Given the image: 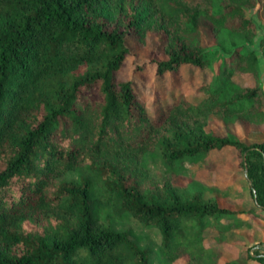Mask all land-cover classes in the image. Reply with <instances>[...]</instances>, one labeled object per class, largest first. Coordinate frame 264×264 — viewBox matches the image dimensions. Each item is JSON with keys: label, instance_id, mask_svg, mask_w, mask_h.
Returning <instances> with one entry per match:
<instances>
[{"label": "trees", "instance_id": "16d2710c", "mask_svg": "<svg viewBox=\"0 0 264 264\" xmlns=\"http://www.w3.org/2000/svg\"><path fill=\"white\" fill-rule=\"evenodd\" d=\"M254 7L264 0H0V264H150L151 249L118 226L129 217L159 228L168 263L188 254L181 264H264L259 242L221 261L224 226L201 244L212 218L232 228L264 219V139L207 129L214 114L224 126L264 125V89L236 76L257 74ZM149 31L162 35L163 56L134 73L159 78L158 111L136 78L118 77L128 38L143 44ZM219 56L220 82L166 88L167 75ZM225 147L243 172L246 159L245 209L221 205L196 180L173 181L185 161ZM149 155L170 174L154 176Z\"/></svg>", "mask_w": 264, "mask_h": 264}, {"label": "rangeland", "instance_id": "374dc122", "mask_svg": "<svg viewBox=\"0 0 264 264\" xmlns=\"http://www.w3.org/2000/svg\"><path fill=\"white\" fill-rule=\"evenodd\" d=\"M253 20L256 25V34L254 41L248 44L250 49H255L257 52V74L253 75L252 72H236V76L249 83H259L264 89V55L260 49V40L264 36V10L257 11L254 7L250 10ZM202 36L204 44L210 46L212 43V34L208 28L202 27ZM127 44L130 49V53L126 56L125 61L118 73L119 79H127L129 77L136 78V89L140 94H144L148 101V105L153 111H158L161 102H164L165 98L154 93L152 86L157 88L160 93L161 89L158 86L159 78L154 75L153 70L143 72H135L137 64L143 62H149L150 56H163V44L164 39L162 35L157 34L154 31L147 33L145 42L139 43L135 38L129 37ZM222 59L219 56L215 59L211 67L204 70L192 69L186 65L180 68L179 73H172L167 75L168 90L175 87V91L186 89L196 90V87L202 81H213L214 83L220 82ZM164 95V93H161ZM172 93H166V96H170ZM143 95V96H144ZM190 97H194L195 93L189 94ZM201 96V95H199ZM248 127H247V126ZM252 126V127H251ZM249 125L242 119H237L230 122L227 126H224L221 118L217 115H211L207 124V129L219 134L229 132L233 137L249 139L248 135H253V132H257L259 126ZM251 127V128H250ZM260 128V127H259ZM262 131V130H261ZM264 132V130H263ZM250 137V136H249ZM147 162L151 173L154 176H167L170 172L162 164L159 157L155 155H149ZM173 181L176 184L183 185L192 180H196V187L205 189L206 196H216L219 203L224 206L241 208L242 204L233 203L231 194H248V187L244 178V172L238 162L237 152L232 147H225L221 149H211L203 152L194 159L185 161L179 170L173 175ZM231 196V197H230ZM232 198V199H231ZM250 206V204H248ZM244 207V206H243ZM264 214V211L262 212ZM242 216H244L242 214ZM229 217H224L221 221L212 218L203 230L204 238L201 239V244L210 245V243L217 242L215 231L217 227L221 228L222 234L225 239L222 245L223 251L220 256L221 261L235 258L245 249L247 245H254L251 252L254 253L258 246L264 248V219L253 218V224L249 227L241 229V233L233 230L232 226L228 227L223 225V222H230ZM121 228H131L132 237L138 241L141 246H148L151 249V261L150 264H181L188 254L177 256L173 261L167 262L161 255L160 244L162 240V234L158 227L144 224L140 220L134 218H125L122 223L118 224ZM233 233V234H232ZM232 235V236H231ZM256 246V244H259Z\"/></svg>", "mask_w": 264, "mask_h": 264}, {"label": "crops", "instance_id": "0c3cea01", "mask_svg": "<svg viewBox=\"0 0 264 264\" xmlns=\"http://www.w3.org/2000/svg\"><path fill=\"white\" fill-rule=\"evenodd\" d=\"M263 86H264V84H263ZM249 124V123H248ZM249 125H251V124H249ZM254 125V124H253ZM247 126V125H246ZM256 126H259L258 127V130H256L257 132H253V135L254 136H252V135H248V140L247 139H243V138H241L240 137V139H242V140H244V141H259V140H262V139H264V132H263V130H264V125L263 124H260V125H256ZM256 126H254V127H256ZM248 127V126H247ZM252 127V126H251ZM250 127V128H251ZM262 130V131H261ZM250 136V137H249ZM230 195L232 196V200H234L233 201V203H235V204H237V202L238 203H240V204H242V206H241V208H238V207H231V206H228V207H230V208H236V209H245L246 207H248V204H250V206L252 205V203H251V200H250V197L248 196V194L247 195H243V194H231L230 193ZM230 196V197H231ZM244 206V207H243ZM244 215V214H243ZM244 227H249V226H246L245 224H240V225H238V226H235V227H233V230H236L237 232H240L241 231V229H243ZM241 233V232H240ZM233 234V233H232ZM232 236V235H231ZM225 242V241H224Z\"/></svg>", "mask_w": 264, "mask_h": 264}, {"label": "water", "instance_id": "95a60500", "mask_svg": "<svg viewBox=\"0 0 264 264\" xmlns=\"http://www.w3.org/2000/svg\"><path fill=\"white\" fill-rule=\"evenodd\" d=\"M244 166H245V168H244V172H245V174H246V171H247V166H246V159L244 158ZM249 182H250V180H248Z\"/></svg>", "mask_w": 264, "mask_h": 264}]
</instances>
